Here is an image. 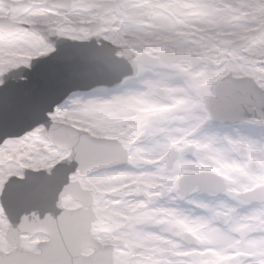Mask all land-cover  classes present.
I'll return each mask as SVG.
<instances>
[{"label": "clouds", "instance_id": "clouds-1", "mask_svg": "<svg viewBox=\"0 0 264 264\" xmlns=\"http://www.w3.org/2000/svg\"><path fill=\"white\" fill-rule=\"evenodd\" d=\"M65 43L82 85L0 144V264H264V0H0V90Z\"/></svg>", "mask_w": 264, "mask_h": 264}, {"label": "water", "instance_id": "water-1", "mask_svg": "<svg viewBox=\"0 0 264 264\" xmlns=\"http://www.w3.org/2000/svg\"><path fill=\"white\" fill-rule=\"evenodd\" d=\"M76 48L65 43L51 55L35 63L33 71L26 73V83L12 84L7 93L0 90V144L10 136H23L48 119V112L62 102L68 92L81 86L85 78L76 79L73 73L86 71L70 60ZM42 194L39 180L13 189L8 197L11 209L38 202Z\"/></svg>", "mask_w": 264, "mask_h": 264}, {"label": "snow or ice", "instance_id": "snow-or-ice-1", "mask_svg": "<svg viewBox=\"0 0 264 264\" xmlns=\"http://www.w3.org/2000/svg\"><path fill=\"white\" fill-rule=\"evenodd\" d=\"M11 194V193H10Z\"/></svg>", "mask_w": 264, "mask_h": 264}]
</instances>
